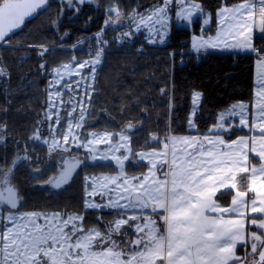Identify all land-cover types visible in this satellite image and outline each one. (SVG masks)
Returning <instances> with one entry per match:
<instances>
[{
	"label": "snow or ice",
	"instance_id": "snow-or-ice-1",
	"mask_svg": "<svg viewBox=\"0 0 264 264\" xmlns=\"http://www.w3.org/2000/svg\"><path fill=\"white\" fill-rule=\"evenodd\" d=\"M45 0H0V41H4L14 29L20 28L25 18L31 16L37 8L41 7ZM67 5L73 7V0H66ZM77 4L92 3V0H76ZM164 5L155 12L148 15L145 20L146 25H151L148 35L160 36V43H163V37L167 32L168 13L178 7L179 12L175 13L178 19H183L189 23H193L194 16L202 10L191 0H161ZM186 4H190L186 7ZM257 5L258 12H257ZM222 20L231 18L234 23L229 25L228 35L233 37L234 43H230L227 37L223 38V46L231 49L251 50L259 57L260 53H264V48L257 49L253 46V25L256 16H259V29L264 33V0H246L245 3L239 4L237 7H222L219 11ZM209 19H204L203 24L208 25ZM158 25V27H157ZM140 25H137V31ZM264 38V37H262ZM222 38L209 37L205 40L203 37L194 38L192 47L199 51L204 47L216 48L220 46ZM148 42L156 43L155 39H149ZM43 55V52L40 53ZM99 62V57L95 63ZM87 62H81L80 67H85ZM260 66L264 68V58H260ZM43 67V65H42ZM94 71V69H93ZM59 77L60 70H56ZM79 74V73H77ZM264 77V72L261 73ZM58 82V81H57ZM79 87L80 81L75 82ZM260 87L256 93L260 100H264V79H261ZM65 87L71 88V84ZM51 95L59 97V92ZM200 93H195L192 98L193 105L200 102ZM71 112L76 111V106L71 105ZM259 118H264V103H259ZM51 107H58V102L53 101ZM240 108V112L235 111ZM243 105H234L228 110L229 116H241L240 124L246 125L247 119L243 116ZM71 112L68 115H71ZM192 115H196V109H192ZM220 123L217 129L227 132L225 129L226 115L220 113ZM230 123V121H228ZM56 124L60 123L59 114L57 113ZM69 134L73 136V142L76 148H85L92 154V159H96V154L100 152L98 147L94 145L108 144L110 148L106 150L103 159H107V151L118 150L126 147L128 137L119 136L118 139L124 143L112 145V134L98 135L91 134L95 139H88L83 142H76L79 137L76 136L72 129L73 124L68 120ZM83 126V113H80V120L75 124L76 128ZM189 128L195 127L194 121H188ZM51 127V126H50ZM261 139L259 143L264 145V125L260 127ZM39 139V137H34ZM153 140L159 142L158 138ZM168 139V138H166ZM175 143L177 140L187 147L193 149L200 145L196 155L188 152L187 156L181 155L174 158L171 162L166 159L167 152H151L147 156L162 157L159 162L162 179L157 176L158 164L155 159L151 161V167L144 176L126 177L123 171L118 175H105L99 177L85 178L86 184L91 185V191H87V197L92 200L85 199L86 209H150L152 213H157V209L163 210L160 218L166 226V234L159 233L155 227V221L151 216L142 217L132 215L130 217L115 220L114 227L109 226L102 234L96 228L86 229L83 225L84 217L80 215H68L62 218L60 213H55L51 217H45V226L42 228L32 219L37 214L28 213L25 217L29 219L32 228L35 231L28 230L26 225L15 223L16 215L11 210L17 208V200L11 194L5 201L10 206L9 215L6 217L13 227L4 226L0 231V264H156L157 260L166 261V264H264V198H253L250 202L251 213H260L259 217L253 216L248 223L256 226L260 230V234L251 232L249 234L250 243L245 240V221L244 219H223L206 215L211 213H237L240 217H244L243 208L248 207V202L243 198L247 196V192L238 191L236 197L232 199V207H221L218 205L213 196L219 189L236 188L235 175H228L236 171L248 172V167L241 166V161L247 160L246 152L241 155L247 148V141L241 138L239 141H233L227 145L232 149L233 145H237L240 151H224L221 152L217 146L224 145L222 139H210L205 136L203 141H199L192 137H172ZM69 140L68 135L63 136L64 144ZM212 147L205 150L204 144ZM164 149L168 148V144L163 145ZM67 151L68 149H64ZM131 151V149H128ZM264 157V151L259 153ZM198 157V158H197ZM111 159L122 170L124 161L128 160L127 153L121 156L113 155ZM141 160L145 159L141 155ZM177 159L181 161L177 163ZM169 167H165L169 165ZM229 163L231 166H229ZM264 175V166L259 170ZM252 172H257L253 168ZM0 173L7 175L6 172L0 170ZM170 178V179H169ZM170 185V188H169ZM251 191L257 193L260 197H264V182L257 187L255 176L252 178ZM59 187V185H57ZM224 193H221L223 195ZM95 197H100L101 201L106 203L95 202ZM0 199H3L0 197ZM127 201L121 204V201ZM122 216L125 214L121 213ZM259 219V223H257ZM59 220L60 224L56 225L54 231H45V228L51 229L50 221ZM143 220V223L141 221ZM80 221L81 223H77ZM152 225L146 233L145 229ZM70 226V227H69ZM127 226L134 233H145L147 240L142 236L132 243L134 245H143V250L134 252L127 259H122L125 255L124 250H117L119 245L113 239V235L120 233L123 227ZM15 229V230H14ZM23 229V231H21ZM67 229V231H65ZM126 242V241H125ZM237 242L243 244L246 248H250V254L253 259L251 261L244 259L243 261L236 257L235 248ZM57 245L60 247L57 249ZM248 253H246L247 255ZM11 258V259H10Z\"/></svg>",
	"mask_w": 264,
	"mask_h": 264
},
{
	"label": "trees",
	"instance_id": "trees-1",
	"mask_svg": "<svg viewBox=\"0 0 264 264\" xmlns=\"http://www.w3.org/2000/svg\"><path fill=\"white\" fill-rule=\"evenodd\" d=\"M153 1L156 0H96V4H77L70 8L63 6L61 0H47L45 7L6 38L3 43L7 44L0 47V66L5 74L0 76V126L6 127L0 132L4 134L0 142L5 140V136L20 140L27 148L33 169L46 164L45 153L36 145L34 135L38 130L37 119L42 117L38 112L45 106L47 91L40 83L36 69L37 48L32 46L64 45L52 51V62L92 56L95 53L88 55L70 47L101 31L113 14L110 7L117 5L121 12L130 15L150 6ZM195 1L213 14V26L209 29L212 32L217 26V11L223 5L243 0ZM203 31L200 19L192 27L175 26L167 46L150 47L141 41L145 45L143 51L137 49L140 42L120 46L115 40L112 45L116 49L105 51L102 63L97 67L96 91L88 109L89 116L95 119L92 127L117 129L133 125L137 129L132 144L137 152L141 148L161 147L172 130L191 131L188 119L194 91L203 93L202 105L196 115L201 131L207 130L216 120L219 110L236 101L252 100L255 61L262 56L219 49L209 50L206 54L192 53V36ZM262 37H254L255 46L264 48ZM28 52L31 54L27 55ZM152 134L159 142L152 139ZM4 145L0 143V167L9 166L13 155L10 150L5 151ZM91 168L87 170L91 171ZM105 168L103 163L95 167L97 171ZM50 175L48 172L39 179L33 176L26 164L17 167L13 180L21 185L25 194V210H73V186L58 195L46 194L34 187ZM83 193L74 195V204L79 211L82 210ZM227 194L229 192L221 198ZM94 212L95 209L88 211L87 217ZM93 221L98 226L101 224L99 219L93 218ZM243 247L239 252L244 250Z\"/></svg>",
	"mask_w": 264,
	"mask_h": 264
},
{
	"label": "rangeland",
	"instance_id": "rangeland-1",
	"mask_svg": "<svg viewBox=\"0 0 264 264\" xmlns=\"http://www.w3.org/2000/svg\"><path fill=\"white\" fill-rule=\"evenodd\" d=\"M61 1L63 3V6L67 5L66 0H61ZM191 2L195 3L202 10L201 12L197 13V15L194 16V18H193L194 21H196L197 19H200L201 25L204 29L202 34H196V35H201L203 38H204V36H207L210 34L212 35L215 31L210 32L209 29L213 26V14L209 10L201 7L197 1L191 0ZM92 3L96 4L97 2H96V0H92ZM76 5H77L76 0H73V7H76ZM185 6L189 7L190 4H186ZM162 7H164V5L159 0H156V1H153L152 3H150V6H147L145 9H143L139 12H134L130 15H127L124 12H121L117 5H114V6L109 8L113 12V14L110 16V18H108L105 21L104 27L101 30L103 32H105L108 36L111 35L110 37L113 38V41L116 40L118 45H120V46H126L128 44L132 45L136 42L141 43V41H145L146 44H148L150 47H165L172 40V34H173L175 26L187 25V26L192 27L194 22L189 23L188 21H185L183 19H178L175 13L179 12V8L178 7L174 8V10L172 12L168 13L167 32L163 37L164 42L160 43L159 42L160 36L152 35L151 37H149L148 32H149V28H151V25H146L145 20H142L141 17L146 18L148 15L155 12L158 8H162ZM204 19H209L210 23L208 25H204L203 24ZM137 25H140L139 31H137ZM157 27H158V25H157ZM109 30H110V32H109ZM149 39H155L157 42L156 43L148 42ZM83 41H85V39L81 41L82 45H84ZM5 44H7V42L3 43V45H5ZM61 46L65 47L62 44H59L58 46L52 45V47H54V48H58ZM144 47H145V45H143L141 43L137 47V49H138V51H143L145 49ZM104 52L105 51H95L94 52L95 54H93L92 56H88V57H84V58L83 57L82 58L77 57V58H73L71 61H63V62H60L57 66H55L53 68V70L51 72L52 73V80L49 83L48 94H47V101H48L47 106L48 107H47V111H46V113H47L46 114V120H44L45 119L44 116L42 117V120H44V123L46 125L44 126V128H42L43 130L35 132L34 137H39V139H36L37 141L43 142V141H50L51 140L50 144L53 146H56V145L60 144L61 141H63L64 135H68L69 136L68 141L71 140V144L68 148L73 149L72 148L73 136H72V134H69L68 124H67L68 120H71L72 124H73V113L70 116H60L59 115L60 123L56 124L55 121L57 120V115L54 116L52 114V109L53 108L54 109L60 108L62 106L63 103H62V101L61 102L59 101V98H61L63 96V94H64L65 99H67V98L71 99V98H73V95H74L75 100H76L75 106H76L77 111L80 112V111H84V109H87V110L89 109L91 97L93 95V92L96 91L94 80H95V76H96V72H97V67L102 63V60L104 58ZM71 54H73V51L71 52ZM88 55H90V54H88ZM98 57H99V62L95 63V61L97 60ZM81 62H87L86 66L81 68L80 67ZM57 69L60 70L59 77L56 74ZM93 69H94V71H93ZM77 73H79V74H77ZM73 76L78 77L77 79H78V81H80L79 87L77 86V89H76V91H74V93L72 91L71 93L65 95V91L57 90V88H58L57 83L63 82L64 80H68L69 78H71ZM53 82H54V84H53ZM55 92H59L61 95L59 97L51 95L52 93H55ZM197 92L201 94V97H200L199 104L193 105L191 108V112L189 114L188 121L189 120L194 121L195 127L190 128V129L199 128V124L196 120V115H197V113H198V111L202 105L203 93L201 91H194V94ZM53 101L58 102V107H51ZM244 102H249V101L241 100L240 104H238V105L245 106ZM193 108L196 109V115L195 116L192 115V109ZM228 110H230V109L228 107H226V108H223V109L218 111V113L216 115V120L212 124H210V126H209L210 130L221 131V130L217 129V125L220 123V120H219L220 113H225V115H226L225 129H228L229 130L228 132H232L233 130H237V129L242 131L244 128L248 129L250 127L251 123H250V125H247V126H244V125L235 126V124H232L233 122L229 123L228 121H231L233 119V116L228 115ZM236 111L240 112L241 110H240V108H238ZM54 112H55V110H54ZM246 113H247V111L244 109L243 110V116L245 118H246ZM252 113H253V110L250 109L249 113H247V115L250 114V116H251ZM53 117L56 118L55 121H52ZM89 117H90L89 114H83V126L86 125V128H85V130H83V132H82L83 126L78 128V135L77 136L80 139V135H82V138H84V140H78V143L83 142V141L88 140V139H95V137H93L91 135L93 133L98 134V135L112 134V145H116L118 143H124L123 141H120L118 139V137L121 135L127 136L128 141H127L126 147H121L118 150H114V151H107V157H108L107 159H103L102 157L105 155L106 150H108L110 148V146L108 144L94 145V147H98L100 149V152H98L96 154L95 160L92 159V154L89 153L87 151V149L81 147V150L84 152L82 154H85V158L88 161L112 163L113 167H114V169H108V168L106 169L105 168V169H102L100 171H97L95 169V167L91 166L93 168H91V171L85 175V178L87 177V178H89V180H91L92 177H99V176H105V175L115 176V175L120 174L121 171H123V173L128 178L134 177V176H144L148 173V169L151 167V161L153 159H155L157 164H158L157 176L160 177L161 179L163 178L161 176V169L159 168V162L162 159V157L153 158V157L147 156V154L151 153V152L166 151L167 152L166 159L168 160V158L170 156L169 145H168V148L166 150L163 147V145L165 143L168 144L167 139L166 140L164 139L162 141L161 147L141 148L135 154L133 144H132V138L135 135V132H131L128 129V127H126V126L124 128L125 129L124 132H120V133L91 128V127H89V120H88V119H90ZM238 117L241 120V116L238 115ZM247 119H249L248 116H247ZM78 120H80V114L77 116L76 121H78ZM94 121H95V119H94ZM254 122H255V117H254ZM131 126H133V125H131ZM251 126H252V128H254V130H256L258 127L256 124H255V126L254 125H251ZM188 128H189V126H188ZM42 131H46V132L48 131V132L47 133L44 132L43 134H46V135L41 136ZM72 131H73V129H72ZM57 135L62 136V139L57 140L56 139V138H58ZM50 136H53V137H50ZM54 136H56V138ZM151 137L153 138L156 136H155V134H152ZM63 145H64V142H63ZM128 149H131V151H128ZM124 153H127L128 160L124 161V168L121 170L120 167L116 164V161L111 159V157L113 155L121 156ZM141 155H144L145 159L141 160L140 159ZM143 164H145V167L143 166ZM2 177H4V176H2ZM83 186H84V193H83L84 200H83L82 205H84V206L81 207V209H82L81 211L76 209L74 212H70L69 210H67V212L65 214L66 216H64L62 211L61 212L60 211L44 212V211H30V210L27 211L24 209H18V207H17V209L11 210L12 213L14 215H16V217H17V220L15 223L26 225L28 230L35 231L32 228V224L30 223L29 219L25 217V214L36 213L37 215L35 217H33L32 219H34L35 223L40 225L42 228L45 226V217H51L55 213H60L62 218H66L68 215H80V216L84 217V220L82 223L86 227V229L90 230L91 228H96V229L100 230L101 233L103 234L109 226L114 227L113 222L115 220L120 219V218H125V216L130 217L132 215H139L142 217L151 216L152 220L155 221V224L158 225L157 229L159 230V233L163 234L162 233L163 221L160 218V214H164V213H163V210H160V209H157V213H152L150 209L140 210V209L101 208V209H95V212L93 214L89 213L90 217H87L88 211L85 210L86 206L84 204V201L86 198L89 200H92L93 198L87 197V195H86L87 191H91L90 183L86 184V181H84ZM169 188H170V185H169ZM94 199H95V202H97V203H106V201H101L100 197H95ZM126 202L127 201L122 200L121 204H124ZM121 213H123L125 215L122 216ZM8 215H9V210H6V207L0 206V231H3L5 225H7L8 227H13V224L9 223L8 220L6 219V217ZM93 218L101 220V224L99 226L96 225L95 222L93 221ZM50 223L52 224V228L51 229L45 228V231H50V230L54 231L56 225L60 224L61 221L54 220V221H50ZM77 223H81V222L77 221ZM141 223H143V220L141 221ZM257 223H259V221H257ZM150 228H152V225H149L148 228L145 229V233ZM21 231H23V229H21ZM65 231H67V229H65ZM133 233L134 232L131 229H128L127 226H125L121 229L120 233L113 235V239H115L117 244L119 245V248L117 250L122 249V250H124L125 254L129 253L127 255V257H126V255L121 257L122 259H127L132 254L129 251V249L133 248L134 246H136V248H138L139 251L143 250V245L137 246V245H134L132 242L134 240L142 237V236L145 238V240H147L145 233H137V237H135V239H131V235ZM256 233L260 234V230L257 231ZM119 238H123L122 242H121V239H119ZM59 247L60 246L57 245V249ZM243 248H244V250L242 251V254L244 256L243 260L247 259V260L251 261L253 259V257L250 254V248H246V247H243ZM246 253H248V254L246 255ZM0 260H2V257H0ZM160 263H161V260L156 261V264H160Z\"/></svg>",
	"mask_w": 264,
	"mask_h": 264
},
{
	"label": "flooded vegetation",
	"instance_id": "flooded-vegetation-1",
	"mask_svg": "<svg viewBox=\"0 0 264 264\" xmlns=\"http://www.w3.org/2000/svg\"><path fill=\"white\" fill-rule=\"evenodd\" d=\"M8 3V0H5V4ZM47 3V0H45V3L38 9V11L41 8H44L45 5ZM37 11V12H38ZM36 12V13H37ZM36 15V14H35ZM34 15V16H35ZM33 16V17H34ZM3 45V43L0 44V47ZM36 49V55L38 57V61H37V71L40 74V79H41V84L43 85L44 90L46 89L47 94H48V87H49V83L52 80V70L55 66H57L59 63L58 62H52L50 56L52 55V51L53 49H56L52 46H32ZM53 48V49H52ZM43 52V55H41L40 53ZM31 54L30 52L27 53ZM43 65V67H42ZM3 70L0 66V76H5V74L3 75ZM78 77L73 76L71 78H69L68 80H64L63 82L57 83V90H63L65 91V95L71 93L73 91H76L77 89V85H76V81H78L77 79ZM54 84V82H53ZM66 84H71V88L65 87ZM56 88V87H55ZM95 92V91H94ZM93 92V93H94ZM67 98V97H66ZM59 101H62V106L60 108H53L52 109V114L54 116L57 115V113L60 116H69L68 113L71 112V106L68 103L69 101L71 102V105H75L76 104V100L75 97L73 95V98L69 99H65L64 94L61 98H59ZM47 98L44 102V108L41 109V111L38 112L39 115H41L42 117L44 116V120H46V111H47ZM55 110V112H54ZM83 114H89V111L87 109H84V111H76L75 112H71V114L73 113V133L77 136L78 135V128L75 127V124L77 123V116L80 113ZM42 117L37 119V125H38V130L37 131H41L43 130L42 128H44V126L46 125L44 123V120H42ZM89 127L93 128L92 125L95 123L94 122V118L89 117ZM56 118L53 117L52 121H55ZM48 121V120H47ZM46 122V121H45ZM126 127H128V129L131 132H135L137 128L127 125ZM86 125L83 126L82 128V132L83 130H85ZM125 126H119V128L117 129H99V130H106V131H112V132H116V133H120V132H124ZM6 127L4 125L0 126V132L5 130ZM96 129V128H95ZM46 131H42L41 132V136H45L46 134H43ZM48 132V131H47ZM46 132V133H47ZM82 134V133H81ZM4 134H0V140L3 139ZM58 136V135H57ZM53 137V136H50ZM56 138V136H54ZM5 140L1 141L0 143H4V148L5 151H11L13 153L12 155V159L10 161V165L9 166H1L0 170H3V172H6L7 175H4L3 173H0V176H4V177H0V197H2L3 199H0V206L6 207V210H8L10 208V206H7L5 204V201L9 195V190H11V194L13 195L14 198H16L17 200V207L18 209H24L25 206V194L22 192V188L21 185L19 183H15L13 178L15 176V171L17 169V167L26 164L28 169L30 170V172L33 174L34 177L42 179V175L43 174H47L48 172H51V175L48 177V179H43L40 180L36 183V185L34 187H38L39 189L43 190V192H45L46 194H51V195H58L62 192H65L67 190H69L72 186H73V194L75 195V193H82L84 192V179H85V175L87 173H89L90 171L87 170L89 167L93 166L96 167L99 163H103V162H90L85 158V154L81 148H76L75 147V143L73 142V149H69L68 147L71 144V140L68 141L67 144L63 145V141L60 142V144L53 146L50 144V141H37L36 140V145L39 148H42V153H45V157H46V164L41 167V168H35L33 169L30 166V159H29V153L27 151V148H25V146H23L24 142H21L20 140H13L12 138H8V137H4ZM58 139H62V136H58ZM78 140H84V138H82V135H80V139ZM78 140L76 142H78ZM64 149H68L67 151H65ZM134 153L136 154V152L134 151ZM16 164V166L14 165ZM106 165V169H114L113 164L112 163H103ZM73 165V177L71 178L70 181L60 185L59 187L55 186L56 180L59 178L60 175H62L69 167H71ZM6 177V178H5ZM5 178V179H4ZM80 186V187H79ZM73 195V210L69 209L70 212H74L76 210V204L75 203V196ZM84 206V205H82ZM17 209V208H16ZM25 210V209H24ZM87 211H92L94 209H85ZM28 211V210H27ZM49 211H62L64 216H66V212L67 210H48V211H44V212H49Z\"/></svg>",
	"mask_w": 264,
	"mask_h": 264
},
{
	"label": "crops",
	"instance_id": "crops-1",
	"mask_svg": "<svg viewBox=\"0 0 264 264\" xmlns=\"http://www.w3.org/2000/svg\"><path fill=\"white\" fill-rule=\"evenodd\" d=\"M245 2H246V0H243V1L237 2L235 4L223 5L222 7H233L234 8V7H237L239 4H243ZM258 7H259V5H257V12H258ZM220 9L216 13L217 26H216L215 32L212 35L210 34V35L204 36L205 40H207L209 37L220 36L222 38L220 46H218L216 48H212L210 46L204 47V48H201L199 51H196L193 48V50L191 52L195 53V54H206V53H208L209 50H213V49L228 50V51L235 50L237 52H251V50L231 49V48H226L223 46V38L224 37H227V40L230 43L235 42L233 37L228 35L229 25L234 23V21H232L231 18H229L228 20H222V18L219 15ZM255 20H256V22L253 25V33H252L253 46L257 49H260L261 47L255 46L254 37L256 35L264 36V33H262L259 29V16L258 15L256 16ZM197 37H202V36L194 34L192 36V40H191L192 44H193L194 38H197ZM254 54L257 55L256 53H254ZM260 58H264V56L257 58L255 61V69H254L255 79H254L253 98L249 102H244V104H245L244 109L247 111V113H249L250 109L253 110V113L251 116H250V114L247 115V113H246V119H247V116L249 117V119H247V124L244 126L250 125V123H251V125H254V126L256 124L258 126L256 130H254V128H252L251 125L248 129L244 128L242 131L237 129V130H233L232 132L227 131L226 133L223 131L210 130L209 128L205 131H201L200 128H195V129L189 128L191 130L189 132L188 131H173L172 130L169 132V135L166 137V138H168L167 142L169 145V153H170V156L168 158L169 162H171L173 160L174 154L176 157H180L181 155H184L186 157L188 152H191V153H193V155H196L199 148H200L199 144L197 145L196 149H193L191 147L186 148V146L184 144L180 143L178 140L174 143L171 139L172 137H192V138H196L199 141H203L205 136H208L210 139H213V140L219 138V139H222L225 141L224 145H218L217 146V148L221 152H224V151H240V149L238 148L237 145H233L232 149H229L227 147V145L232 144L233 141H239L241 138H243L244 140L247 141V148L244 149L243 152H241L240 154L243 155L245 152L247 154V160L241 161V166L248 167V169H249L248 172L245 173V172H241V171H236L234 169V172L229 173L228 175L234 174L236 179H235V181L230 180L228 183L229 184L235 183L236 188L229 187V188L219 189V191H217L216 194L213 196L214 201L218 205H220L221 207H229L230 208V207H232L231 201H232V199H234L236 197V193L238 191L247 192V196L243 198L246 202H248V207H245L242 209V211L244 212V217H240L237 213H220V212H218V213L207 212L206 215L214 216L217 218L222 217L223 219H242L243 218L245 221V229H244L245 240L248 242H250L249 234L251 232L259 231L254 225H250L248 223V221L253 216L259 217L261 215L260 213H251L250 202L253 198H255V199H257V202L259 203V199L264 198V197H260L257 193H253L251 191V187H253V185H252L253 176H255V178L257 180V185H256L257 187H259L260 183L264 182V175H262L261 172L259 171L261 169V167L264 166V157H261L259 155V153L261 151H264V145H261L259 143V141L261 139V135H262L260 132V127L262 125H264V118L258 119V116H259L258 101H259V103H264V100H260V98H258L256 95V93L260 87L259 82L261 81V79H264V77L261 76V73L264 72V68H262L260 66ZM240 101H238V102L236 101V102L232 103L231 105L228 106V108L231 109V108H233L234 105L240 104ZM243 101H245V100H243ZM237 109L238 108H236L235 111ZM254 117H255V122H254ZM230 122H233L232 124H235V126L241 125L238 115L233 116V119ZM166 138H165V140H166ZM210 147H212V146L209 144H206V143L203 145V148L205 150H207ZM177 163L180 164L181 161L179 159H177ZM169 166H170V163H169V165H166L165 167H169ZM229 166H231L230 163H229ZM253 168L257 169V172L253 173L252 172ZM225 192H229V194H227L228 196L224 197L225 196L224 195L223 196L224 198H221V193H225ZM164 214H166V213H164ZM257 221H259V219H257ZM162 226H163L162 233L166 234V226L163 223H162ZM155 227L158 228V225L155 224ZM135 237H137V233H133L131 235V239H135ZM119 239H121V242H122L123 238H119ZM241 246H244V245L241 244L240 242H237V245L235 248V255H236V257H239L241 260H243L244 256H243L242 252H239V248ZM129 251L133 254L134 252H138L139 249L136 248V246H134L133 248H130ZM128 254L127 253L125 254L126 257ZM160 264H166V261H161ZM230 264H234V262H230Z\"/></svg>",
	"mask_w": 264,
	"mask_h": 264
},
{
	"label": "built area",
	"instance_id": "built-area-1",
	"mask_svg": "<svg viewBox=\"0 0 264 264\" xmlns=\"http://www.w3.org/2000/svg\"><path fill=\"white\" fill-rule=\"evenodd\" d=\"M113 38L108 36L105 32L100 31L96 33L93 37H89L84 41V45L79 43L75 45L73 48L83 49L88 53H92L95 51H108L112 50L113 46ZM260 55H264L263 53Z\"/></svg>",
	"mask_w": 264,
	"mask_h": 264
},
{
	"label": "water",
	"instance_id": "water-1",
	"mask_svg": "<svg viewBox=\"0 0 264 264\" xmlns=\"http://www.w3.org/2000/svg\"><path fill=\"white\" fill-rule=\"evenodd\" d=\"M42 5H43V4H42ZM42 5H41V6H42ZM39 8H40V7H39ZM39 8H37V10H36L31 16L26 17V18H25V22H26L28 19L32 18V17L36 14V12L38 11ZM25 22H24V24H25ZM24 24H23V25H24ZM23 25H22L20 28H22ZM20 28H18V29H14L11 33H9V36H10L12 33L16 32L17 30H19ZM9 36H8V37H9ZM8 37H6V38H8ZM2 42H3V41H0V44H1ZM72 177H73V165H72L71 167H69V168H68V169H67L62 175L59 176V178L56 180L55 186H57V185L60 186V185H62V184H64V183L70 181Z\"/></svg>",
	"mask_w": 264,
	"mask_h": 264
}]
</instances>
